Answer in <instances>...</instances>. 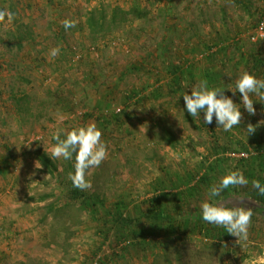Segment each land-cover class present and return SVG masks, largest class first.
Here are the masks:
<instances>
[{"label":"rangeland","instance_id":"374dc122","mask_svg":"<svg viewBox=\"0 0 264 264\" xmlns=\"http://www.w3.org/2000/svg\"><path fill=\"white\" fill-rule=\"evenodd\" d=\"M74 1L65 14L74 26L63 27L58 54L49 49L23 56L28 65L16 64L11 47L4 48L27 29L19 24L9 35L11 23L1 10L0 72L6 77L0 82V264H253L251 252L264 253L254 244L257 238L242 242L230 235L219 241L216 225L205 221L202 227L190 224L189 232L177 226L202 214L206 201L264 204L260 186H254L263 174L256 158H249L264 154L251 145L264 144V103L250 94L256 109L250 115L241 94L229 89L244 71L264 79V70L257 73L241 60V54L256 52L264 61V40L250 38L264 0ZM93 11L106 14L109 27L99 33L86 25ZM113 14L116 25L109 23ZM175 67L183 70L178 83L170 73ZM201 81L223 89L240 108L241 124L225 131L215 116L206 124L203 112L194 118L188 113L182 94ZM249 123L254 134L247 131ZM88 124L102 132L107 147L102 163L85 173L87 190L104 204L94 210L70 201L65 184L35 156L50 151L56 134ZM221 156L226 160L219 161ZM53 161L68 182L75 162ZM231 172L245 183L210 197ZM158 191L169 194L161 199L163 214L174 218L169 234L163 221L151 219L159 206L148 200ZM119 202L130 225L113 218ZM261 224L251 218L248 230H262ZM207 228L209 237L201 234Z\"/></svg>","mask_w":264,"mask_h":264},{"label":"clouds","instance_id":"9594fccd","mask_svg":"<svg viewBox=\"0 0 264 264\" xmlns=\"http://www.w3.org/2000/svg\"><path fill=\"white\" fill-rule=\"evenodd\" d=\"M5 15V12L0 11V21L5 19ZM8 17L11 19V14H8ZM63 26L67 30L74 26V22L65 20ZM58 51L55 49L53 54H58ZM229 89L233 94L237 91L241 94L242 105L250 115L256 113L250 94H255L258 101L264 103V79H258L247 71L241 72L236 79L235 88ZM182 96L185 107L193 118L200 116V113L203 112L204 122L211 124L215 116L217 126L222 127L225 131H230L234 126L241 124L242 113L240 108L230 97L224 95L223 89H210L207 81H201L197 87L191 89V94L186 92ZM255 130L256 127L253 124L247 125L249 134H254ZM101 137L102 132L95 124L68 130L64 133V138H61L60 134L53 137L56 144L47 153L52 160L61 157L70 160L73 155L75 156V171L69 176L74 187L81 190L91 187L90 182L85 179L86 170L98 167L107 156V147L102 142ZM244 183L245 179L241 174L231 172L221 179L219 187H212L209 196H219L223 189ZM254 186L259 187L258 182H254ZM260 190L264 194V188ZM201 212L205 222L222 226L227 233L238 239L247 237L253 215L250 209L240 206L228 207L222 202L211 203L206 201L201 204Z\"/></svg>","mask_w":264,"mask_h":264},{"label":"trees","instance_id":"16d2710c","mask_svg":"<svg viewBox=\"0 0 264 264\" xmlns=\"http://www.w3.org/2000/svg\"><path fill=\"white\" fill-rule=\"evenodd\" d=\"M122 13H124V12H122ZM137 14L140 15V13H137ZM115 18H116V14H113L111 17V20L109 21V23L111 25H116ZM105 21H106V14L105 13H103L102 11H93V12H90V14L88 15L86 25H87V28L89 29V31L91 33H99L103 29H105V27H109V25H106ZM241 60L248 61V63L251 64V68L253 69V71H255L257 73H260L262 70H264V61L262 60V57H260L259 54H256V52L250 53V55L249 54H241ZM189 71H190V69L188 68L187 72H189ZM170 73L173 76V78H172L173 82L178 83L180 75L183 74V70H181L178 67H175L174 69H172L170 71ZM253 75L257 77V75L255 73H253ZM135 94L137 95V92L131 93V95H128L127 98H130ZM167 135H168L167 137L170 140L171 139L170 132H167ZM61 138H64V136H61ZM55 143H56V141H55ZM169 143H170V141H169ZM251 145H252V148H254L255 150H262L264 148V144L260 145L258 141H254V140L251 143ZM35 156H36L37 160L39 161V163L45 167L46 171L50 175L59 178V181H61L59 183H61L63 185L65 184L66 194H67L68 199L70 201L77 202V203H79V205L87 207V208L90 207L92 210L95 209V204L97 205L96 206L97 208L104 205L103 201L96 194L90 193L87 189L81 190L77 187H74L73 182L70 178H67L68 180H66V181H68V182L62 181L61 178H64V172L61 175L57 172V164L54 163V161L46 153L38 150L35 153ZM249 158H256L255 161L259 165L260 170L263 174L262 176H260V178L257 179V182H258L260 188H264V154H257L256 156H251ZM218 159H220L219 161L226 160V158L224 156H221V158H218ZM74 162H75V156L74 155H73L72 159L67 160V164H69V165H73ZM72 173H74V172H71V174ZM158 192H159L158 194H156L155 196H152L148 200L154 208H156V206L157 207L159 206V209L156 208V210H153V212L151 214L152 215L151 219L154 221H156V220L161 221V222L163 221L162 224H163L166 232L169 234L171 231H174V229H175V227L172 224L174 218L170 217L169 215L166 216L163 214L164 213L163 212V204L161 203V199L163 197H166L169 194L166 192H161V191H158ZM262 196L263 197L261 198V200L264 202V194H262ZM178 203L179 202H177V204H174L175 207H177V208L180 205ZM122 204H123V202L115 203V214H114L113 218H114V220H117L118 222H120L122 225H130L133 222V220L131 218H125L121 215V211H122L121 209L123 207ZM228 207H232V206L230 205ZM246 209H250V210L252 209L251 211L253 213L264 218V204L252 203V205H250V203H249L247 205ZM186 219L187 220L184 221V225H181L182 227H180V225L177 226L178 229H182L184 227L183 229L185 231H186V229H189V230H187L189 232L190 230H192L191 228L188 227V226H190V224L193 223L192 228H194L196 226L202 227V225H200V224H202L204 222L201 213H198V215L195 214V218L189 219V217H188ZM151 230H153V227H151ZM211 230L212 229L207 228L205 230V232H202L201 234L204 233L206 237H209ZM140 233H141L140 235L142 236V238L145 240L146 230H142ZM214 235L220 241L222 239L229 238V236L231 234L227 233L226 229L223 228L222 226L216 225ZM133 241L134 240L127 239L126 243L132 244ZM142 248H144V247H142ZM154 264H156V262Z\"/></svg>","mask_w":264,"mask_h":264},{"label":"crops","instance_id":"0c3cea01","mask_svg":"<svg viewBox=\"0 0 264 264\" xmlns=\"http://www.w3.org/2000/svg\"><path fill=\"white\" fill-rule=\"evenodd\" d=\"M8 1L9 4H7V1L6 3H3L0 0V11L6 10L7 16L9 13L11 14V19H7V21L11 23V30L9 35H12L13 33L16 34L15 31L19 24L25 27L27 29V32L23 35L18 34V36L15 37L17 39V43L9 45L3 43L4 48H7L8 46L11 47V51L14 52V55H16L17 57V60L15 61L16 64L25 63L27 65L29 64V61H22L23 56H32L34 53L45 54L46 51L49 52V49L54 51L55 48H58V46H60V44L56 46V42L58 40H62V38L64 37L63 21L68 19L65 14L68 13L67 11L71 9L72 6L74 7L75 5H77L74 0ZM24 39L26 40L24 42V47H20V44L22 43L21 41ZM44 40H47L48 43H45L43 46L41 43ZM4 50L2 53H4ZM29 60L30 66L33 65V67H35L33 60ZM5 73L3 76V73L0 72V82L5 79ZM252 218L257 219V222L261 221V225H263V228L262 230L259 229L260 231L248 230V232L253 235H247L246 238H243L242 242L250 237H253L254 239L257 238L254 244L259 246L262 250L264 248V218L255 213H253ZM262 251L264 252V249ZM251 253H253L251 259L253 264H264V253H262L259 249H255V251H252Z\"/></svg>","mask_w":264,"mask_h":264},{"label":"built area","instance_id":"2783aa9c","mask_svg":"<svg viewBox=\"0 0 264 264\" xmlns=\"http://www.w3.org/2000/svg\"><path fill=\"white\" fill-rule=\"evenodd\" d=\"M252 41H257V40H264V11L258 21L255 24L254 31L252 32L250 36ZM264 151V150H263ZM249 154H253L252 151L248 152H241L239 154L240 157H248ZM229 155V153H227ZM126 243V242H125ZM96 263V261H95Z\"/></svg>","mask_w":264,"mask_h":264}]
</instances>
